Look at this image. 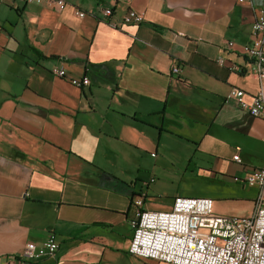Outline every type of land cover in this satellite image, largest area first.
Segmentation results:
<instances>
[{
	"label": "crops",
	"instance_id": "1",
	"mask_svg": "<svg viewBox=\"0 0 264 264\" xmlns=\"http://www.w3.org/2000/svg\"><path fill=\"white\" fill-rule=\"evenodd\" d=\"M254 1L64 0L56 8L0 0V264L139 260L127 251L134 200L166 210L189 196L147 201L137 172L160 143V165L175 154L218 191L189 197L213 200L221 216L234 203L247 205L237 217L252 214L264 187L244 177L264 167V119L224 96L241 88L245 101L264 99V80L240 53L251 40ZM108 7L104 19L99 9ZM129 9L140 24L123 23ZM83 75L88 87L68 83ZM50 232L59 242L54 256L26 260V243Z\"/></svg>",
	"mask_w": 264,
	"mask_h": 264
},
{
	"label": "built area",
	"instance_id": "2",
	"mask_svg": "<svg viewBox=\"0 0 264 264\" xmlns=\"http://www.w3.org/2000/svg\"><path fill=\"white\" fill-rule=\"evenodd\" d=\"M23 5L51 4L56 8L65 6L64 0H18ZM257 13L251 27V40L240 49L243 57L251 61V73L264 80V0L252 3ZM104 19L112 16L111 8L99 9ZM84 17L82 11L75 12ZM143 21L141 14L129 9L123 23L138 25ZM228 42L227 49L233 48ZM223 59L218 60L222 65ZM230 70H236L232 65ZM172 73L179 68L172 66ZM53 76L66 79L61 67L51 69ZM72 86L85 88L89 85L86 75L68 78ZM241 88H231L224 103L233 102L240 110L257 119H264L263 95L244 100ZM240 164L239 155L233 157ZM154 181L151 178L150 183ZM244 183L264 187V167L253 168ZM149 187L148 183L144 184ZM141 196L134 200V219L131 221L132 237L128 253L139 260L153 259L159 264H264V199H260L251 215L221 216L213 212V200L205 197L176 196L168 210L144 209ZM59 249L56 234L50 232L40 244L26 243L23 257L26 260L53 257Z\"/></svg>",
	"mask_w": 264,
	"mask_h": 264
},
{
	"label": "rangeland",
	"instance_id": "3",
	"mask_svg": "<svg viewBox=\"0 0 264 264\" xmlns=\"http://www.w3.org/2000/svg\"><path fill=\"white\" fill-rule=\"evenodd\" d=\"M160 158L161 143L158 149L153 148L150 150L149 156L147 158V165L145 167L143 166L144 170L137 172V174L140 175V183L142 184L144 191L148 194L149 198L147 201L157 204L158 202L166 204L170 198L172 196L174 197L176 194L197 196L196 194L201 192H209L212 194L214 191L218 192L213 186V184H215L214 182L209 181L206 179V177L199 174L203 171H199V169L193 165L189 168H185V166L181 164V157L175 156V154L171 155L170 157L168 156L167 162L161 165ZM192 162L199 163L200 160L194 159ZM151 178H154L152 183H150ZM145 183L149 184L148 188L144 186ZM158 199L161 200L159 201ZM220 203L221 202H219V204ZM233 206L236 209L232 210L234 213L229 216H238V212L247 208V205L243 203H234ZM130 264L159 263L153 259L139 261L138 259L131 258Z\"/></svg>",
	"mask_w": 264,
	"mask_h": 264
},
{
	"label": "trees",
	"instance_id": "4",
	"mask_svg": "<svg viewBox=\"0 0 264 264\" xmlns=\"http://www.w3.org/2000/svg\"><path fill=\"white\" fill-rule=\"evenodd\" d=\"M26 264H30V263H26Z\"/></svg>",
	"mask_w": 264,
	"mask_h": 264
}]
</instances>
